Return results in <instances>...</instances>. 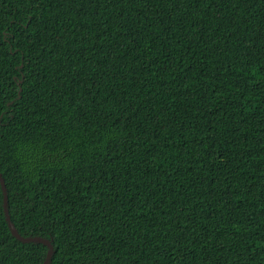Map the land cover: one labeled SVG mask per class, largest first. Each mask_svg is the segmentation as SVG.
<instances>
[{"label": "trees", "instance_id": "16d2710c", "mask_svg": "<svg viewBox=\"0 0 264 264\" xmlns=\"http://www.w3.org/2000/svg\"><path fill=\"white\" fill-rule=\"evenodd\" d=\"M0 175L49 264H264V0H0Z\"/></svg>", "mask_w": 264, "mask_h": 264}, {"label": "water", "instance_id": "95a60500", "mask_svg": "<svg viewBox=\"0 0 264 264\" xmlns=\"http://www.w3.org/2000/svg\"><path fill=\"white\" fill-rule=\"evenodd\" d=\"M0 186H1L2 194H3L2 202H3V211H4V215H5V220L7 222V225H8V228L10 230L11 235L22 243L34 242V243H41V244L45 245L48 248V251H47L46 258H45L43 264H49L51 257L53 255V246H52L51 242L47 241L45 239L39 238V237H26V238H24L17 233L13 224L10 221V217H9V213H8V207H7L8 197H7V192H6L4 180L1 177V175H0Z\"/></svg>", "mask_w": 264, "mask_h": 264}]
</instances>
